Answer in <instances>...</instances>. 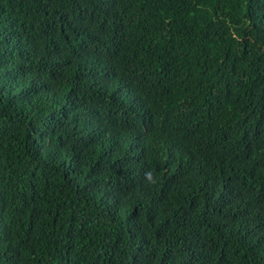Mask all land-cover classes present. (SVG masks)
<instances>
[{
  "label": "trees",
  "instance_id": "16d2710c",
  "mask_svg": "<svg viewBox=\"0 0 264 264\" xmlns=\"http://www.w3.org/2000/svg\"><path fill=\"white\" fill-rule=\"evenodd\" d=\"M0 264H264V0H0Z\"/></svg>",
  "mask_w": 264,
  "mask_h": 264
},
{
  "label": "clouds",
  "instance_id": "9594fccd",
  "mask_svg": "<svg viewBox=\"0 0 264 264\" xmlns=\"http://www.w3.org/2000/svg\"><path fill=\"white\" fill-rule=\"evenodd\" d=\"M135 100H137V99H135ZM116 102L118 103V105L120 106H123V107H130V106H143L141 103H139V102H136V103H134V104H132V105H125V104H122V103H120V102H118L117 100H116ZM134 160H136V156L134 157ZM146 176H147V178L149 179V180H151L152 179V176H151V173H148V174H146Z\"/></svg>",
  "mask_w": 264,
  "mask_h": 264
}]
</instances>
